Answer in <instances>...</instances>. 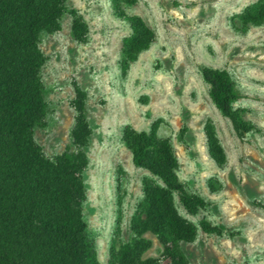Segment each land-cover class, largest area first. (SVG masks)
Wrapping results in <instances>:
<instances>
[{"label": "rangeland", "instance_id": "obj_1", "mask_svg": "<svg viewBox=\"0 0 264 264\" xmlns=\"http://www.w3.org/2000/svg\"><path fill=\"white\" fill-rule=\"evenodd\" d=\"M256 1L137 0L127 11L142 16L157 41L125 76L119 60L131 28L114 14L111 0H70L89 25L85 43L73 37L69 13L59 30L42 32L48 110L35 140L50 158L75 148L74 99L76 88L83 89L93 129L83 173L84 213L101 264H109L113 243L120 248L132 240L143 178L157 179L133 163L123 130L127 125L149 130L157 119L160 136L175 148L187 191L207 201L190 214L175 194L179 213L198 226L196 239L183 244L191 264H264V24L247 26L239 17ZM234 21L242 29L234 28ZM205 66L230 72L240 95L233 105L253 129H237L215 106L202 76ZM207 122L214 124L226 153L223 167L209 154ZM203 219L222 226V234L201 229ZM145 237L151 245L144 257H160L157 235Z\"/></svg>", "mask_w": 264, "mask_h": 264}, {"label": "trees", "instance_id": "obj_2", "mask_svg": "<svg viewBox=\"0 0 264 264\" xmlns=\"http://www.w3.org/2000/svg\"><path fill=\"white\" fill-rule=\"evenodd\" d=\"M136 2L111 0L114 14L131 28L119 60L124 76L157 41L146 20L127 11ZM66 13L72 16L73 37L87 42L89 25L70 0H0V264H101L84 213L87 185L83 173L93 133L86 92L76 88L75 148L67 147L50 158L35 140V128L45 125L48 110L42 78L47 57L41 34L59 30ZM239 17L244 25H263L264 0L247 6ZM233 25L242 29L236 21ZM202 76L221 113L237 129H253L242 110L233 105L240 95L230 72L205 66ZM160 125L157 119L149 130L131 125L123 130L133 163L157 179L143 178L144 197L131 220L134 236L120 248L112 244L109 264H191L183 244L196 239L198 226L179 213L175 194L190 214L205 208L207 201L187 191L175 148L169 138L160 136ZM205 134L211 158L223 167L227 157L213 123H206ZM200 227L211 234L223 232L222 226L207 219L201 220ZM147 232L157 235L163 247L160 257H144L151 245Z\"/></svg>", "mask_w": 264, "mask_h": 264}]
</instances>
